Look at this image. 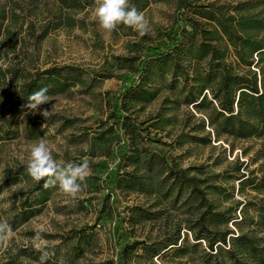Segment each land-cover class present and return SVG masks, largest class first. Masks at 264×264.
Wrapping results in <instances>:
<instances>
[{
  "label": "rangeland",
  "instance_id": "obj_1",
  "mask_svg": "<svg viewBox=\"0 0 264 264\" xmlns=\"http://www.w3.org/2000/svg\"><path fill=\"white\" fill-rule=\"evenodd\" d=\"M176 1L150 0L142 11L150 22V31L143 37L124 25L111 33L104 32L95 19L93 4L84 10L71 11L77 21L75 26L63 24L41 38L44 25L53 21L56 0H14L20 6L15 13L21 16L17 22H8L11 34L1 41L0 66L6 68L13 64L33 72L52 66L76 65L86 74L84 83L50 95L52 101L41 106L53 111L47 120L39 114L25 115L27 109L23 108L18 132L0 140V185L6 168L27 165L31 145L41 137L48 142L57 160L74 163L89 160L91 175L76 198L64 194L58 186L50 187L49 200L38 206L36 214L27 222L12 228L7 246H0V264H40L43 251L48 252L46 264H118L121 254L113 234L116 220L111 206L113 196L103 180L111 170L138 168L141 174L147 171L142 162L139 166L126 164L119 156L120 145H126L123 138L129 142L134 137L140 149L161 152L178 167L188 169L189 174L205 179L202 186L207 196L217 210L228 211L227 215H233L241 202L264 199V188L259 191L246 186L242 190L240 180L236 179L241 174L259 182L264 178V133L237 141L233 151L230 142L224 140L213 139L206 145L188 141L180 145L177 138L190 132L183 122L187 111L193 108L164 104L165 98L172 96L166 87L169 78L158 80L161 93L153 101L128 105L124 113L134 125L131 127L135 129L134 134L118 126L115 103L119 91L129 87L139 75L134 66L143 57L145 47L167 39L166 32L175 19ZM119 59L125 60L123 65ZM163 110L175 115L176 121L158 130L152 125ZM239 163H244L240 173L236 171ZM167 167H154L152 173L156 180H162L168 173ZM34 182L23 178L16 185L0 189V220L6 219L10 224L14 208ZM215 186L226 190L216 191ZM115 192L118 206L126 214V242L151 244L181 233L179 243L187 251L171 249L152 256L138 248L126 256V264H209L207 243L195 241L188 229L189 220L196 219L201 210L195 199L190 200L192 205L186 202L188 191L180 198L175 191L172 197H167L166 188L159 191L156 186L140 191L116 187ZM140 211L142 217L137 216ZM236 214L240 215V209ZM221 227L235 229L232 221ZM40 229L44 230L42 239L36 240L35 234Z\"/></svg>",
  "mask_w": 264,
  "mask_h": 264
},
{
  "label": "trees",
  "instance_id": "obj_2",
  "mask_svg": "<svg viewBox=\"0 0 264 264\" xmlns=\"http://www.w3.org/2000/svg\"><path fill=\"white\" fill-rule=\"evenodd\" d=\"M139 11H143L150 0H130ZM95 4V0H56L53 21L44 25L42 37L63 24L75 26L77 21L71 11H80ZM20 7L14 0H0V48L4 37L11 34L8 22H17L21 15ZM173 25L166 32V40L145 47L142 58L134 66L139 73L129 87L119 91L115 103L118 126L128 128L134 134V125L124 112L130 103H149L161 93L158 80L170 79L171 97L164 104L172 106H192L184 119L189 133H182L177 142L188 141L197 144H210L224 140L230 142L232 151L237 141L248 140L264 133V0H177ZM18 19V20H17ZM128 28L127 26H125ZM121 65L125 60L119 59ZM86 71L80 66H52L33 72L18 65L0 66V140L15 136L27 97L33 92L47 88L48 94L66 91L76 83H84ZM169 108V107H168ZM171 108V107H170ZM174 108V107H172ZM168 110L160 112L153 127L163 130L173 125L175 115ZM132 127V128H131ZM119 156L126 164L137 166L142 162L147 169L141 174L138 168L133 171L111 170L103 183L110 188L112 209L116 213L113 234L119 247L118 264H126V256L135 249H143L160 255L171 249L185 253L186 247L180 244L181 233L173 234L164 241L148 244L146 241H125V212L118 206L115 188L125 190H146L156 186L172 197L177 198L188 191L186 202L192 205L193 198L198 202L199 216L189 220L188 229L198 243H207L209 264H264V199L241 202L233 211L217 210L207 190L202 186L206 181L189 174L186 168L178 167L169 156L161 152L148 153L140 149L137 140L123 138ZM131 144V145H129ZM129 149H125L126 147ZM124 156V157H123ZM155 166H167L168 173L162 180L153 175ZM244 163H239L236 171ZM23 178H31L25 164L8 167L3 173L0 189L16 185ZM32 179V178H31ZM240 188L252 186L254 190L264 188V178L257 181L241 174ZM44 180L34 182V186L23 193L20 203L13 210L10 219L12 228L32 218L38 206L50 198V187H44ZM116 184V187L113 184ZM225 191V187H214ZM240 209V215L236 214ZM137 210H141L137 209ZM143 210V209H142ZM140 211L139 213H141ZM136 212L133 213L135 218ZM143 213L137 216H143ZM233 222L235 229H222L223 224ZM187 264V263H181Z\"/></svg>",
  "mask_w": 264,
  "mask_h": 264
},
{
  "label": "clouds",
  "instance_id": "obj_3",
  "mask_svg": "<svg viewBox=\"0 0 264 264\" xmlns=\"http://www.w3.org/2000/svg\"><path fill=\"white\" fill-rule=\"evenodd\" d=\"M94 16L100 29L106 33L115 31L119 25L133 29L141 37L150 31L149 20L130 0H95ZM27 100V104L24 105L27 109L25 115L39 114L47 120L53 114L52 109H41L42 105L52 101L47 88L33 92L27 97ZM26 168L34 181L44 180L45 188L58 186L64 194L72 198H76L83 192L86 186L85 182L91 175L89 160L84 159L80 163L57 160L43 137L31 145ZM43 231L40 229L36 232V240L42 239ZM12 233L13 229L8 221L0 220V246H7ZM47 259L48 252L43 251L40 256V264H46Z\"/></svg>",
  "mask_w": 264,
  "mask_h": 264
}]
</instances>
